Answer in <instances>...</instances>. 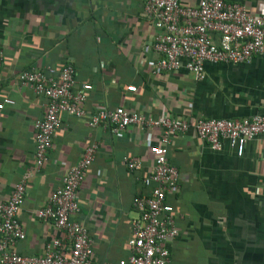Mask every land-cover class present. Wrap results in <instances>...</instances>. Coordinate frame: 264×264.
<instances>
[{"label": "crops", "instance_id": "1", "mask_svg": "<svg viewBox=\"0 0 264 264\" xmlns=\"http://www.w3.org/2000/svg\"><path fill=\"white\" fill-rule=\"evenodd\" d=\"M228 1L243 3L254 14L264 12V0ZM143 3L0 0V101H13L0 109V199L25 177L17 217L26 237L14 246L22 255L40 256L44 244L61 235L37 210L85 148L97 142L73 219L87 228L95 262L125 258L136 216L132 201L147 190L137 178L152 172L150 146L158 143L150 128L130 126L116 136L62 113L48 161L36 169L33 122L45 114L47 99L18 83L22 70L71 62L76 78L92 86L83 103L89 112L124 107L152 116L224 119L264 113V56L238 64L206 62L201 79L184 68L154 72L150 62L157 55L144 46L158 30ZM167 157L178 170V188L166 194L178 229L166 243L169 264H264V136L249 141L238 157L226 142L222 150H212L189 128L172 137ZM125 158L139 167L130 172Z\"/></svg>", "mask_w": 264, "mask_h": 264}, {"label": "built area", "instance_id": "2", "mask_svg": "<svg viewBox=\"0 0 264 264\" xmlns=\"http://www.w3.org/2000/svg\"><path fill=\"white\" fill-rule=\"evenodd\" d=\"M146 18L158 30L145 51L157 55L150 62L155 71H176L184 68L196 79L204 77V63L238 64L253 56H264V12L254 14L246 5L228 0H144ZM217 35V38L214 36ZM3 52L0 49V63ZM18 83L34 95L47 99L45 114L33 122L34 164L40 169L48 161L53 136L64 113L84 120L90 128H102L116 136L128 127L153 129L158 143L150 146L154 156L152 172L137 178L147 190L134 196L136 216L131 219L128 254L116 264H169L168 240L178 229L174 211L166 202V194L178 188V170L168 161L172 137L193 128L198 137L215 151L226 142L229 151L241 157L249 141L264 136V113L248 117L224 119L214 117L174 116L162 112L157 116L129 111L124 107L98 108L89 112L83 103L91 84L80 82L71 62L60 68H30L17 74ZM127 90L134 91V86ZM10 98L0 101V109L12 104ZM99 145L89 144L83 155L63 175L61 183L37 210L61 232L43 247L38 255H22L15 244L26 235L17 213L25 191V177L16 184L6 200L0 199V264H100L93 260L92 240L87 228L73 216L79 211L78 190L86 171L94 160ZM130 172L139 162L127 159Z\"/></svg>", "mask_w": 264, "mask_h": 264}]
</instances>
